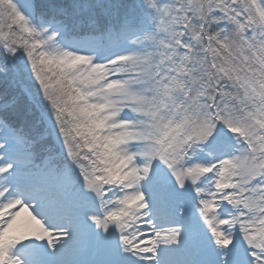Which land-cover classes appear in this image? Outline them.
I'll list each match as a JSON object with an SVG mask.
<instances>
[{
    "label": "snow or ice",
    "instance_id": "obj_1",
    "mask_svg": "<svg viewBox=\"0 0 264 264\" xmlns=\"http://www.w3.org/2000/svg\"><path fill=\"white\" fill-rule=\"evenodd\" d=\"M0 264H264V0H0Z\"/></svg>",
    "mask_w": 264,
    "mask_h": 264
}]
</instances>
